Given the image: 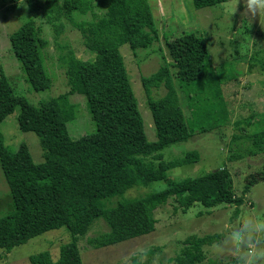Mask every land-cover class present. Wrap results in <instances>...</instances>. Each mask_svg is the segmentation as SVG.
<instances>
[{
	"label": "trees",
	"instance_id": "1",
	"mask_svg": "<svg viewBox=\"0 0 264 264\" xmlns=\"http://www.w3.org/2000/svg\"><path fill=\"white\" fill-rule=\"evenodd\" d=\"M192 1L199 9L225 0ZM26 2L30 12L42 9V15L52 25L55 36L64 29L61 21L64 16L81 33L85 47L94 58L82 60L67 44L61 45L58 61L64 69L68 89L39 105L15 95L5 75L0 73V125L19 107V128L34 132L43 150V161L35 163L25 143H21L16 151H10L0 130V166L13 204L12 211L0 217V249L10 250L64 226L71 240L59 246L55 261L48 250L31 254L28 260L31 264H83L78 238L85 235L99 218L106 223L108 230L87 239L94 248L154 231L157 222L154 211L169 198L185 197L182 204L185 209L195 202L208 208L223 203L236 207L243 204V197L233 190V178L226 166L194 178H167L170 169L197 162L200 154L197 150H189L181 156L164 160L163 149L188 140L196 131H210L225 122L222 95L207 97L212 105L211 117L207 119L195 112L185 115L175 87V78L190 83L211 74L212 66L208 60L182 55L169 62L161 56L162 63L156 71L141 75L156 133L154 141L147 139L119 47L126 43L136 54L138 49H145L158 41V30L148 0H101L106 8L107 33L96 21L74 20L73 13L84 15L89 11L87 0ZM9 40L32 88H49L52 80L43 64V51L49 41L34 19L22 23L10 34ZM160 86L165 88V93L155 98L152 89ZM74 93L85 96L95 126L94 132L75 139L67 129V122L76 113L75 104L69 99ZM216 105L220 106L218 113ZM252 119L233 122L228 161L264 153V117L259 129L247 133L244 124ZM163 179L167 186L162 190L123 199L112 205L107 203L132 186ZM260 179L264 182V168ZM216 240L217 234L189 236L184 240L175 263L201 264L205 260L203 247ZM209 263L214 264V260Z\"/></svg>",
	"mask_w": 264,
	"mask_h": 264
},
{
	"label": "rangeland",
	"instance_id": "2",
	"mask_svg": "<svg viewBox=\"0 0 264 264\" xmlns=\"http://www.w3.org/2000/svg\"><path fill=\"white\" fill-rule=\"evenodd\" d=\"M36 1L42 0H33ZM100 1L87 0L89 11L84 15L75 12L73 18L76 21H96L102 31L107 33L106 8ZM148 2L158 30V41L150 47L138 49L136 54L126 43L119 47L147 139L154 141L156 133L146 104L141 75L147 76L156 71L163 56L169 62L182 55L208 60L212 66L211 74L190 83L179 82L175 78V87L185 115L195 112L207 119H210L212 113V105L207 97L222 95L225 99V122L210 131H196L188 140L163 149L164 160L181 156L189 150H197L200 154L197 162L170 169L167 178H194L226 166L233 178V190L236 195L243 197V204L236 207L223 203L208 208L195 202L185 209L182 205L185 197L169 198L154 211L157 220L154 231L113 245L94 248L88 244L87 239L108 230L106 223L99 218L85 235L78 238L83 264H176L175 258L189 236L218 234L230 219L241 215L255 214L264 218V182L260 179V172L264 168V153L237 161L227 159L234 133L233 122L252 119L253 115L250 123L244 124L246 132L251 133L259 129L260 120L264 117V15H261L260 21L259 17L248 18L249 22L242 15L243 9L237 0H225L199 9L194 7L192 0ZM29 18L34 19L42 35L49 41L43 51V64L52 84L43 90L32 88L9 40L10 34ZM61 21L64 29L55 36L52 25L42 15V9L33 13L26 0H0V73L7 78L13 93L24 97L31 104L39 105L67 91L64 69L58 61L61 45L67 44L82 60L90 61L94 58V54L85 47L81 33L64 16ZM164 93L163 86L152 89L155 98ZM69 99L76 109L75 117L67 122L71 138L94 132L95 126L85 96L74 93ZM219 108V105L215 106L216 113ZM19 111V107H16L0 125L4 144L14 152L21 143H25L33 161L40 163L43 161V150L39 137L32 131L25 132L19 128ZM166 186L167 181L164 179L135 185L122 195L110 198L107 203L112 205L123 199L162 190ZM12 209V197L0 166V217ZM70 240L71 236L64 226L49 230L10 250L0 249V264H31L28 257L44 250H48L55 261L59 256V246ZM216 241L203 247L205 260L201 264H210L214 260L210 250ZM261 247L264 248V244ZM257 264H264V258L258 260Z\"/></svg>",
	"mask_w": 264,
	"mask_h": 264
},
{
	"label": "clouds",
	"instance_id": "3",
	"mask_svg": "<svg viewBox=\"0 0 264 264\" xmlns=\"http://www.w3.org/2000/svg\"><path fill=\"white\" fill-rule=\"evenodd\" d=\"M248 19L264 15V0H237ZM237 3L234 10L236 9ZM233 10V12H234ZM250 22V19H248ZM264 218L255 214L234 217L222 226L210 250L214 264H257L264 258Z\"/></svg>",
	"mask_w": 264,
	"mask_h": 264
}]
</instances>
